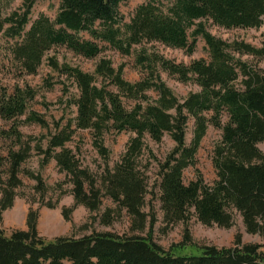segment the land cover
<instances>
[{
	"label": "trees",
	"instance_id": "16d2710c",
	"mask_svg": "<svg viewBox=\"0 0 264 264\" xmlns=\"http://www.w3.org/2000/svg\"><path fill=\"white\" fill-rule=\"evenodd\" d=\"M124 1L61 0L55 19L40 13L32 22L34 0H25L23 11L8 16L0 8V30L17 39L11 52L21 72L37 73L56 46L96 58L103 51L99 42L126 55L140 46L137 62L144 72L142 79L132 82L124 76V65L115 67L107 57H101L93 71L49 57V66L78 89L71 93L69 85L64 86L67 99L61 102L73 115L64 114L53 122L29 110L36 89L0 90V119L11 124L0 126V137L10 141L7 155H0V221L25 185L21 173L36 181V192L44 195L48 191L41 172L23 168L35 151L42 156L41 168L54 159L59 171L66 173L64 183L73 186L74 204L62 210L66 220L72 221V213L80 205L91 213L99 212L107 195L116 207L106 208L99 217L101 223L111 224L126 210L133 232H144L148 224L152 231L157 219L154 215L149 219L150 214L143 210L149 186L148 163L143 162L149 150L146 138L159 143L169 134L175 146L160 163L164 221L168 225L186 223L194 212L204 225L231 228L238 213L246 232L260 235L263 242H244L238 231L232 246L200 245L185 228L180 246H195L198 253L180 254L154 241L151 232L143 236L93 230L81 237L46 239L38 230V210L30 209L27 228L7 233L0 226V264H264V151L259 147L264 141V68L242 59L243 55L263 59L264 42L257 46L245 40H225L212 34L203 21L212 20L225 28L259 29L264 26V0H145L129 22L119 11ZM81 32L89 33L93 40L83 38ZM200 36L209 56L189 64L168 59L144 45L161 42L192 54ZM162 70L199 89L180 98L163 80ZM53 84L48 82L49 87ZM125 99L133 102L132 107ZM224 114L228 115L226 123ZM21 116L26 118L19 119ZM191 118L193 137L187 143ZM23 123H38L47 133L24 134L19 129ZM209 126L222 130L212 158L216 179L206 183L197 169V178L186 183L184 172L196 167ZM80 130L91 132L92 144L106 163L100 179L68 146ZM124 131L134 135L110 167L105 135ZM62 186L63 182L57 185L61 194L67 192Z\"/></svg>",
	"mask_w": 264,
	"mask_h": 264
},
{
	"label": "rangeland",
	"instance_id": "374dc122",
	"mask_svg": "<svg viewBox=\"0 0 264 264\" xmlns=\"http://www.w3.org/2000/svg\"><path fill=\"white\" fill-rule=\"evenodd\" d=\"M25 0H0V8L4 16L10 15L13 11H23ZM145 0H126L120 4L119 11L125 22H129L135 13L136 8L144 3ZM61 0H34L32 8L31 22L34 21L40 13L47 14L51 19H55ZM207 29L214 35L225 40L232 41L234 39L245 40L254 45L260 46L264 42V26L261 28H225L213 23L212 20H203ZM31 24V23H30ZM27 26V29L30 27ZM7 24L5 27H8ZM80 35L89 40H93L87 32H81ZM17 39L10 38L6 35L5 30H0V90L6 88L8 92L13 93L17 86H31L37 90V95L29 104V110L36 111L53 122V119H59L64 114L66 117L73 115L69 109L65 108L61 100H66L64 95V86L69 85L71 93H78L77 87L68 80L66 76L60 75L54 71L48 64L49 57H56L63 63L67 62L71 65L79 66L83 70L93 71L97 61L101 57L110 58L115 67L124 65V76L127 80L136 82L143 78L144 72L137 62V54L140 46H135L136 50L126 55L109 46L105 42H99L103 47V51L96 58H87L81 54L75 53L66 46L53 47L47 53L46 58L39 67L37 73L27 74L21 72L17 67V63L11 52L12 46ZM150 51L155 50L168 59L176 62L189 64L195 59L208 58L209 53L206 42L202 36L198 37L195 51L190 54L185 49L175 48L165 45L161 42H150L144 44ZM242 59L256 63L264 68V58L256 59L249 55H243ZM163 80L170 86L173 91L180 97H186L191 91L198 90V86L193 82H182L176 76L170 75L165 71H161ZM48 82L54 83L52 87L48 86ZM156 97V92H151ZM125 104L132 107L133 102L125 99ZM66 109V110H65ZM75 109V108H71ZM26 116H21L19 119H25ZM228 121V115L224 114L223 122ZM11 124L0 119V126L8 128ZM19 129L27 135L40 136L47 133V130L38 123H23ZM194 130V119L191 118L188 122L186 141L191 142ZM134 135L131 131L121 133L110 132L105 135V144L110 149L109 165L113 167L119 160L122 153L125 151L129 139ZM222 138V130L209 126L205 137L202 140L201 146L197 153L196 167H189L184 172V181L189 183L197 178V169L203 175L206 183L213 184L216 179V172L213 165V154L216 144ZM93 138L89 130H80L74 137V140L68 143V146L73 148L77 153L82 164L91 169L97 178L105 169V161L98 153L97 149L92 144ZM149 145V150H146L143 156V162L148 163L146 171L148 177V193L145 198L143 210L155 216L157 221L151 231L148 224L144 232H133L131 230L132 218L126 210H123L122 215L116 217L109 225L100 222V215L104 213L107 207H116L112 199L104 195L103 204L99 212L91 213L86 207L80 205L72 213V221L64 218L62 210L64 206H72L74 197L70 193L72 184L64 183L66 173L60 172L56 161L52 159L46 166L41 168L40 161L42 156L35 151L32 156L23 164L24 169H31L36 172H41L49 186L48 191L42 195L34 189L36 181L29 178L24 173L20 176L24 180L25 185L19 189V196L15 200L12 208L3 213V219L0 221V226L7 233L17 228H27V215L30 209L38 210V230L42 237L53 239L58 236H76L81 237L85 234L96 231H109L118 234H140L148 236L152 234L154 241L162 245L165 249H173L175 253L180 254H197L198 249L192 245L180 246L184 238L185 228H188L193 241L196 244H212L219 247L232 246L235 241V236L238 231L243 232V240L245 242L262 243L263 240L258 234L246 233L245 225L240 214H236V224L231 228H223L217 225L207 226L202 224L197 216L192 214L188 222L179 221L175 224L168 225L164 221V213L161 208V168L160 163H164L169 153L175 146L174 140L169 134H166L162 142H155L149 137L146 138ZM10 141L0 137V155H7ZM46 146V142H44ZM259 147L264 151V141L259 144ZM62 188L66 193L61 194L57 187L58 183H62ZM100 183V182H99ZM59 199V200H58ZM58 204L55 207H50L51 203ZM194 211V210H193ZM97 217V220L94 218ZM87 226H83V225Z\"/></svg>",
	"mask_w": 264,
	"mask_h": 264
},
{
	"label": "crops",
	"instance_id": "0c3cea01",
	"mask_svg": "<svg viewBox=\"0 0 264 264\" xmlns=\"http://www.w3.org/2000/svg\"><path fill=\"white\" fill-rule=\"evenodd\" d=\"M246 232V231H245ZM243 233V232H242ZM247 233V232H246ZM244 241V240H243ZM245 242V241H244Z\"/></svg>",
	"mask_w": 264,
	"mask_h": 264
}]
</instances>
